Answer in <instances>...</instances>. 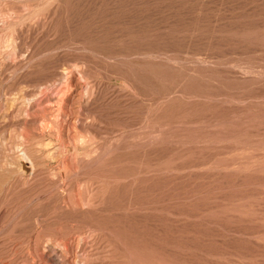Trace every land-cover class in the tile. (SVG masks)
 Instances as JSON below:
<instances>
[{
	"label": "rangeland",
	"instance_id": "1",
	"mask_svg": "<svg viewBox=\"0 0 264 264\" xmlns=\"http://www.w3.org/2000/svg\"><path fill=\"white\" fill-rule=\"evenodd\" d=\"M0 264H264V0H0Z\"/></svg>",
	"mask_w": 264,
	"mask_h": 264
}]
</instances>
